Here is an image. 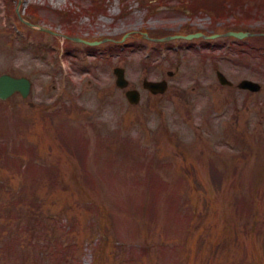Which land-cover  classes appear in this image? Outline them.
Returning a JSON list of instances; mask_svg holds the SVG:
<instances>
[{
    "label": "rangeland",
    "instance_id": "rangeland-1",
    "mask_svg": "<svg viewBox=\"0 0 264 264\" xmlns=\"http://www.w3.org/2000/svg\"><path fill=\"white\" fill-rule=\"evenodd\" d=\"M229 28L264 0H0V264H264V38Z\"/></svg>",
    "mask_w": 264,
    "mask_h": 264
},
{
    "label": "water",
    "instance_id": "water-1",
    "mask_svg": "<svg viewBox=\"0 0 264 264\" xmlns=\"http://www.w3.org/2000/svg\"><path fill=\"white\" fill-rule=\"evenodd\" d=\"M227 33H232L237 36H242L248 33H252L253 31L249 29H242V28H229ZM202 33L201 30H195V31H188L185 33L182 32H175V33H169L167 35L161 36L163 37H171L176 35H184L186 37H191L193 35H197ZM215 34V33H212ZM78 38H82L78 36ZM88 42H97L99 39H87L84 38ZM113 70L115 72V81L118 85L124 86L128 83V77L125 75V67L121 64H115L113 66ZM169 72H171V69H169ZM217 75L221 82H231V79L227 77V75L221 70L217 69ZM142 83L144 86H147L152 91H158V90H164L167 87V78L161 77V78H148L144 77L142 80ZM239 86L247 87L250 89H257L260 87V82L257 79H254L249 76H243L240 78L237 82ZM31 87V79L26 74H15L10 71H1L0 72V96L1 97H7L12 92L18 90L23 95H26ZM125 94L127 98L131 101H137L140 98V90L136 86H128L125 89Z\"/></svg>",
    "mask_w": 264,
    "mask_h": 264
},
{
    "label": "trees",
    "instance_id": "trees-1",
    "mask_svg": "<svg viewBox=\"0 0 264 264\" xmlns=\"http://www.w3.org/2000/svg\"><path fill=\"white\" fill-rule=\"evenodd\" d=\"M100 5H101V7H104V4L102 3V1H100ZM60 12L62 14H65V12L63 10H60ZM248 36H252V37L256 36V37H259V38L263 39L264 38V33H259V32H257V33H251ZM255 43L257 44V47L262 48V49L264 48V39L262 40V42H260V41L253 42L252 41V43L249 44V45H247V46L250 47V46H252ZM77 150H78V153L81 156V159L83 160V164H84V152L82 151L83 150V147H82L81 144H78L77 145ZM87 171H88L87 168L84 169V172H87Z\"/></svg>",
    "mask_w": 264,
    "mask_h": 264
}]
</instances>
